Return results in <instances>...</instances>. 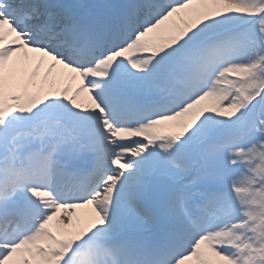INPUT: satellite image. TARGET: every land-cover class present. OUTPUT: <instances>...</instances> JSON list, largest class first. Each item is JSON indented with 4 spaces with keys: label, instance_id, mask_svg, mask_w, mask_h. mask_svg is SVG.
<instances>
[{
    "label": "snow or ice",
    "instance_id": "obj_1",
    "mask_svg": "<svg viewBox=\"0 0 264 264\" xmlns=\"http://www.w3.org/2000/svg\"><path fill=\"white\" fill-rule=\"evenodd\" d=\"M0 264H264V0H0Z\"/></svg>",
    "mask_w": 264,
    "mask_h": 264
}]
</instances>
